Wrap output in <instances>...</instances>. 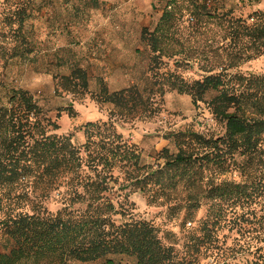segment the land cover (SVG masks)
Segmentation results:
<instances>
[{"label": "trees", "instance_id": "16d2710c", "mask_svg": "<svg viewBox=\"0 0 264 264\" xmlns=\"http://www.w3.org/2000/svg\"><path fill=\"white\" fill-rule=\"evenodd\" d=\"M31 1L10 6L0 20L9 27L0 31V59L5 62L32 52L25 30ZM185 14L193 19L195 30L223 31L234 50L264 53V12L243 18L219 7L204 9L192 0H170L155 27L142 30L150 55L146 92L135 85L113 92L103 86L99 101L126 118L142 112L144 119L159 113L169 91L191 96L195 105L209 104L214 118L225 123L224 135L213 138L193 130L172 134L176 150L164 147L154 156L162 160L160 164L144 163V174L128 181L150 203H172L177 213L200 208L203 198L221 199L226 206L210 212L182 243L175 239L165 244L157 227L146 220L118 223L115 217L123 212L111 198L120 179L115 169L130 173L141 168L135 147L122 140L111 119L87 123L86 141L77 146L70 135L55 132L59 124L45 115L29 90L13 88L7 104L0 106V264H69L113 254L131 256L134 264H264V256L229 260V249L219 237L222 227L248 212L239 214L238 204L264 197V182L251 189L247 183L204 182L207 173L228 171L237 167L236 158L251 161L262 151L264 74L231 73L228 65L221 70L201 68L200 78L188 80L172 70L171 65L180 69L192 62L191 53L188 57L176 48V31ZM59 85L83 96L89 92V76L76 66ZM53 191L62 193L63 199L62 208L54 213L42 201ZM182 192H188L185 198ZM106 264L115 262L107 258Z\"/></svg>", "mask_w": 264, "mask_h": 264}, {"label": "rangeland", "instance_id": "374dc122", "mask_svg": "<svg viewBox=\"0 0 264 264\" xmlns=\"http://www.w3.org/2000/svg\"><path fill=\"white\" fill-rule=\"evenodd\" d=\"M26 1L0 0V20L10 6L21 7ZM169 1L32 0L29 5L32 13L25 25L32 52L8 62L0 59V106L7 104L11 89L29 90L45 115L59 124L55 132L70 135L77 146L86 141L87 123L114 121V128L122 140L133 145L141 155L140 169H130V173L118 167L115 169V172L119 171L120 179L115 183L111 198L116 208L123 212L115 218L118 223L129 220L151 222L165 244L175 239L182 243L188 231L199 229L210 212H216L227 202L203 198L200 199V208L183 209L177 213L171 209L172 203H150L148 196L128 180L144 174V163L154 167L160 164L162 160H156L154 156L164 147L176 150L172 134L193 130L218 138L225 134V123L214 118L209 104L195 105L191 96L177 91L167 92L160 102L159 113L149 119H144L142 112L126 118L112 105L102 104L99 97L103 86L113 92L135 85L146 92L150 55L149 47L142 39V30L155 27ZM192 1L210 11L216 7L231 10L236 17L248 18L254 12H264V0ZM192 24L193 19L185 14L176 31V48L187 53L188 57L192 54L191 66L177 69L171 65L172 70L188 80L200 78L204 73L201 68L221 70L228 65L232 66L231 73L264 74L263 52L234 50L220 29L213 27L200 31L193 29ZM8 28L0 22V31L5 32ZM167 60L173 63L172 58ZM76 66L84 68L89 76V92L83 96H74L59 85L61 77L70 74ZM262 145V151L253 160L243 161L238 157L237 167L225 172H209L204 182L211 185L232 181L247 183L250 189L252 185L258 187L260 180L264 182V140ZM188 192H182L183 198ZM42 201L44 207L53 213L63 206L62 193L58 191L51 192ZM250 202L243 206L238 204L239 214L248 212L237 222L228 223L219 230L221 243L229 249L227 256L233 262L264 256V197L256 203ZM107 258L113 259L115 264L135 263L133 257L125 254H113ZM107 258L71 261L69 264H106Z\"/></svg>", "mask_w": 264, "mask_h": 264}]
</instances>
